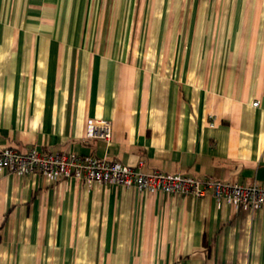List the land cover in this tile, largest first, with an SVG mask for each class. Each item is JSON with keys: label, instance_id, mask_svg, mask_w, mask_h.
<instances>
[{"label": "crops", "instance_id": "0c3cea01", "mask_svg": "<svg viewBox=\"0 0 264 264\" xmlns=\"http://www.w3.org/2000/svg\"><path fill=\"white\" fill-rule=\"evenodd\" d=\"M149 5L0 0V149L264 187V0ZM0 264H264V207L1 169Z\"/></svg>", "mask_w": 264, "mask_h": 264}, {"label": "built area", "instance_id": "2783aa9c", "mask_svg": "<svg viewBox=\"0 0 264 264\" xmlns=\"http://www.w3.org/2000/svg\"><path fill=\"white\" fill-rule=\"evenodd\" d=\"M255 106L260 104L254 101ZM113 126L107 119H93L88 124V136L112 140ZM19 174H41L52 181L68 178L83 180L89 187L99 184L136 187L143 191H162L168 194L204 197L212 194L217 200L233 202L241 208L264 207V187L258 182L241 184L206 176L202 178L168 173L158 169L145 172L95 155L74 151L41 152L36 149H0V170Z\"/></svg>", "mask_w": 264, "mask_h": 264}, {"label": "rangeland", "instance_id": "374dc122", "mask_svg": "<svg viewBox=\"0 0 264 264\" xmlns=\"http://www.w3.org/2000/svg\"><path fill=\"white\" fill-rule=\"evenodd\" d=\"M192 0H136L137 8L136 10H140L143 6L149 5L151 8L150 17L152 14V18H157L158 29L162 33L173 34L181 31V24L184 19L188 17V10H184L186 5L190 3ZM153 8V10H152ZM165 27V30H164ZM263 44V43H262ZM264 48V47H263Z\"/></svg>", "mask_w": 264, "mask_h": 264}]
</instances>
